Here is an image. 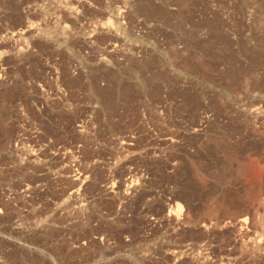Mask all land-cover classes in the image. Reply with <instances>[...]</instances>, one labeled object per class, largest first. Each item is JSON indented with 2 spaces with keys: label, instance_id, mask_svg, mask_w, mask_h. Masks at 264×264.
Wrapping results in <instances>:
<instances>
[{
  "label": "rangeland",
  "instance_id": "374dc122",
  "mask_svg": "<svg viewBox=\"0 0 264 264\" xmlns=\"http://www.w3.org/2000/svg\"><path fill=\"white\" fill-rule=\"evenodd\" d=\"M0 264H264V0H0Z\"/></svg>",
  "mask_w": 264,
  "mask_h": 264
}]
</instances>
